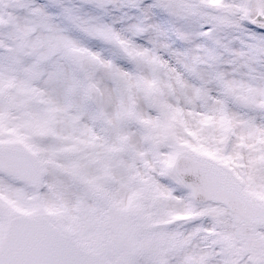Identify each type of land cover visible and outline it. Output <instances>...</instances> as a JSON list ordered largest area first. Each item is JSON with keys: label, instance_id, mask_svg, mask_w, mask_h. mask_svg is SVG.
Wrapping results in <instances>:
<instances>
[{"label": "snow or ice", "instance_id": "1", "mask_svg": "<svg viewBox=\"0 0 264 264\" xmlns=\"http://www.w3.org/2000/svg\"><path fill=\"white\" fill-rule=\"evenodd\" d=\"M0 264H264V0H0Z\"/></svg>", "mask_w": 264, "mask_h": 264}]
</instances>
